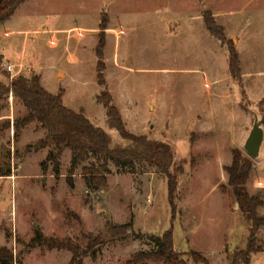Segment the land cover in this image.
<instances>
[{
  "label": "rangeland",
  "instance_id": "rangeland-1",
  "mask_svg": "<svg viewBox=\"0 0 264 264\" xmlns=\"http://www.w3.org/2000/svg\"><path fill=\"white\" fill-rule=\"evenodd\" d=\"M205 9L222 27L226 43L207 29ZM17 12L27 17L11 28L36 31L25 43L19 34L7 42L27 64L23 72L9 74L36 72L48 92L62 90L64 106L104 129L112 148L125 147L129 142L109 126L105 108L96 101L101 86L95 47L100 20L107 19L103 61L113 105L128 131L168 143L175 169L181 170L172 167L178 182L174 219L166 178L145 163L125 169L110 163L106 185L98 191L86 186L79 168L71 188L66 180L70 151L61 155L59 175L51 167L42 170L46 155L25 153L42 131L31 124L14 137L12 124L25 109L5 93L0 154L10 149L17 157L12 161L16 178H0V245L10 250L13 264H68L67 250L31 247L37 229L81 247L87 236H102L96 257L87 256L82 264H124L133 253L155 248L150 237L168 229L177 251H197L209 264H230L227 257L246 246L249 221L224 167L233 149L249 156L243 145L253 113H264V0H28ZM229 46L239 56L240 82L229 70ZM2 53L4 63L16 60ZM0 80L8 82L2 75ZM251 159L246 188L263 200L257 213L264 217V138L260 155ZM106 223L128 224L127 235H109ZM256 241L260 251L251 254L250 264H264V226Z\"/></svg>",
  "mask_w": 264,
  "mask_h": 264
},
{
  "label": "trees",
  "instance_id": "trees-1",
  "mask_svg": "<svg viewBox=\"0 0 264 264\" xmlns=\"http://www.w3.org/2000/svg\"><path fill=\"white\" fill-rule=\"evenodd\" d=\"M27 0H0V24L10 19L16 9ZM203 18L209 32L226 43L222 27H218L212 13L203 11ZM107 19L100 20L96 53V71L98 83L101 86L96 101L102 104L106 111L108 124L116 129L120 136L129 144L125 147H111L110 137L106 131L97 127L86 118L82 111H73L63 105L62 90L57 94L48 92L40 82V76L36 73L30 76L22 74L14 75L3 70V56L0 55V75L8 79L7 84L0 80V101L5 93H11L17 98L25 109L22 117L14 120V137L31 124L42 131V137L34 144L25 146V153L46 149L45 160L40 163L41 169L51 167L56 175H59V163L65 150L71 153L70 166L66 180L71 188H74L72 179L75 171L81 168L82 178L87 187L93 191L101 190L106 185V175L111 173L109 164L125 169L135 163H145L148 167L155 168L167 180L168 201L171 207L172 218L177 209V178L173 170H181L174 163V153L166 142L149 139L146 135H135L126 129L122 115L113 105L112 97L107 90L105 79L106 65L104 63V30ZM229 70L232 77L241 80V68L239 56L233 47H228ZM10 126V125H9ZM8 126V127H9ZM230 165L224 167L227 173V184L232 188L233 194L239 203L241 212L249 221L247 243L244 249L227 258L230 264H250L251 254L260 251L257 245L256 232L264 226V217L257 213V208L263 205V200L258 194H250L246 184L250 178L253 160L238 149H233ZM94 156L96 163L84 165ZM17 152L5 149L0 154V177L12 174ZM109 235H127L128 224L106 223ZM115 233V234H114ZM155 243V248L139 250L131 255L124 264H209V261L197 251H177L174 248L172 229H168L161 236L150 237ZM85 247L73 243L71 239H57L45 237L39 229L35 230V236L30 240L31 247L45 246L49 249L67 250L71 253L68 264H82L87 256L96 257L99 247L103 244L102 236H87ZM0 264H13V255L6 246L0 247Z\"/></svg>",
  "mask_w": 264,
  "mask_h": 264
},
{
  "label": "crops",
  "instance_id": "crops-1",
  "mask_svg": "<svg viewBox=\"0 0 264 264\" xmlns=\"http://www.w3.org/2000/svg\"><path fill=\"white\" fill-rule=\"evenodd\" d=\"M26 2H28V0L26 1ZM25 2V3H26ZM25 3H23V4H21V5H24ZM20 5V6H21ZM19 6V7H20ZM19 7L16 9V11L14 12V14L10 17V19H8L7 21H5V22H3V23H1L0 24V28H1V33H0V55H2L3 57H4V53H2V52H6L8 55H9V57L10 58H16V60H13V59H9L6 63H4V64H11L12 66H13V68H14V70H17L18 72H23L24 71V65L26 66L27 64H26V62H25V57H24V54L22 53L21 55H18V57H17V55H16V57H15V55H14V52L12 51V44H9L10 45V47H7V46H9V45H7V42H9V41H12L13 39H15V35H22L23 36V43H25V41L28 39V37H29V35H30V33H34V31H36V29H32V28H30V29H28L29 27H20L19 29L17 28V29H15V27L14 28H11V25H10V23H12L13 25H14V23H15V21H16V19L18 20V21H20V20H22V18H25V17H27L25 14L26 13H23V15H19V16H17V14H18V12L17 11H19ZM25 15V16H24ZM11 21H13V22H11ZM109 24V23H108ZM5 43V47L3 46V44ZM7 47V48H6ZM11 48V49H10ZM8 49V50H7ZM34 67H35V65H34ZM20 70V71H19ZM36 73V72H35ZM8 116V115H7ZM8 117H10V116H8ZM5 118V117H4ZM4 118H1L0 119V122H2V120H4ZM12 126H13V124H12ZM0 127L1 128H4V125L3 126H1V124H0ZM10 150V149H9ZM45 151V149H41V150H39V151H37L36 153H38V152H41V156L42 155H46V152H44ZM47 151V150H46ZM43 158H44V156H42ZM42 157H40V158H42ZM39 158V159H40ZM41 167V166H40ZM38 172V171H37ZM16 175H15V173L14 172H12V174L11 175H9V176H1L0 178H10V179H12L13 177L14 178H16L15 177ZM75 185V184H74ZM0 216L3 218V216L1 215V213H0ZM1 221V220H0ZM0 234H2V233H0ZM3 235V234H2ZM4 236V235H3ZM5 237H6V235H5ZM7 238V237H6ZM4 245V244H3ZM2 245H0V247H1Z\"/></svg>",
  "mask_w": 264,
  "mask_h": 264
},
{
  "label": "water",
  "instance_id": "water-1",
  "mask_svg": "<svg viewBox=\"0 0 264 264\" xmlns=\"http://www.w3.org/2000/svg\"><path fill=\"white\" fill-rule=\"evenodd\" d=\"M254 122L252 128L244 142L243 149L251 158H257L260 155V149L264 138V113L258 116L253 113Z\"/></svg>",
  "mask_w": 264,
  "mask_h": 264
},
{
  "label": "built area",
  "instance_id": "built-area-1",
  "mask_svg": "<svg viewBox=\"0 0 264 264\" xmlns=\"http://www.w3.org/2000/svg\"><path fill=\"white\" fill-rule=\"evenodd\" d=\"M5 70L12 73L14 68L11 64H4Z\"/></svg>",
  "mask_w": 264,
  "mask_h": 264
}]
</instances>
